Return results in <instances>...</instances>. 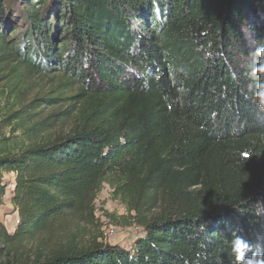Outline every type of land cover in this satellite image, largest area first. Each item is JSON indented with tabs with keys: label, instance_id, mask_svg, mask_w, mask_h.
Segmentation results:
<instances>
[{
	"label": "trees",
	"instance_id": "obj_1",
	"mask_svg": "<svg viewBox=\"0 0 264 264\" xmlns=\"http://www.w3.org/2000/svg\"><path fill=\"white\" fill-rule=\"evenodd\" d=\"M261 38L264 0H0L19 213L0 264H235L233 231L264 243ZM105 185L143 230L129 249L89 236Z\"/></svg>",
	"mask_w": 264,
	"mask_h": 264
},
{
	"label": "rangeland",
	"instance_id": "obj_2",
	"mask_svg": "<svg viewBox=\"0 0 264 264\" xmlns=\"http://www.w3.org/2000/svg\"><path fill=\"white\" fill-rule=\"evenodd\" d=\"M8 83L5 80L0 85V91H8ZM12 95L8 99H0V138L10 136L11 127L8 126L6 116L16 104H12ZM16 176L14 173L4 174V184L7 185L6 194L3 198V205L0 207V222L8 233L13 234L19 222V213L11 203L15 187ZM96 222L89 227L90 238H97L101 243L118 245L124 248H131L133 243L143 236V230L137 226H127L128 221L125 206L115 200L113 190L105 185L96 200ZM131 221V220H129ZM88 230V231H89Z\"/></svg>",
	"mask_w": 264,
	"mask_h": 264
},
{
	"label": "clouds",
	"instance_id": "obj_3",
	"mask_svg": "<svg viewBox=\"0 0 264 264\" xmlns=\"http://www.w3.org/2000/svg\"><path fill=\"white\" fill-rule=\"evenodd\" d=\"M246 38H251V34L244 30ZM255 47L256 60L247 68V75L255 81V90L250 99L256 105L258 115L264 114V38L252 41ZM247 158V157H246ZM255 216L264 218V201H258L255 205ZM264 240V237L259 238ZM235 264H264V243L251 244L237 229L232 233L230 241Z\"/></svg>",
	"mask_w": 264,
	"mask_h": 264
}]
</instances>
